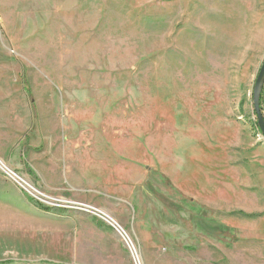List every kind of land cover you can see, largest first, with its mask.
<instances>
[{
	"label": "rangeland",
	"instance_id": "374dc122",
	"mask_svg": "<svg viewBox=\"0 0 264 264\" xmlns=\"http://www.w3.org/2000/svg\"><path fill=\"white\" fill-rule=\"evenodd\" d=\"M263 45L264 0H0V160L47 198L74 201L81 161L67 169L58 150V126L72 123L78 138L111 147L113 178L131 151L150 176L191 196L188 238L172 239L174 212L159 200L147 215L161 235L112 215L144 264H264L250 253L264 245V137L253 109ZM33 195L0 168V262L106 264L85 250L91 235L58 240L59 222L78 213L128 256L105 222Z\"/></svg>",
	"mask_w": 264,
	"mask_h": 264
},
{
	"label": "crops",
	"instance_id": "0c3cea01",
	"mask_svg": "<svg viewBox=\"0 0 264 264\" xmlns=\"http://www.w3.org/2000/svg\"><path fill=\"white\" fill-rule=\"evenodd\" d=\"M263 50L264 45L262 47V51ZM261 108L264 113V89L261 97ZM58 127L60 129L59 134L61 135L58 150H60L61 152V159L66 161L67 169L71 162L73 163L81 161L80 168L82 170L81 177H83V179L80 180V183L82 184V186L80 187V189H76L73 192L72 198L74 199V201L92 204L102 210L105 209V212L107 211V213L109 215L111 214V216H116V218H118L124 226L130 227L134 232L142 231L145 233L146 231L150 232L151 230H156V232L161 235L160 232H162L163 229L162 223L159 222V225H157L158 222L152 217L148 218L147 215L148 206H151L152 208L153 202L155 200H159L158 198H156L155 193L147 185L151 172L156 170L149 168L147 165H143V163H141L138 159L134 160V158L131 156L130 151L127 152L128 159H122L124 168L121 171H118V174H115V177H118L117 179H115L113 178L114 174L112 175L106 170V168L109 169L111 167L108 160L111 147H103L105 151L102 152V141H99V138H95L93 140L88 138H78L75 131L68 130V128L70 127H76L75 125H72V123L63 126L62 129L60 126ZM46 132L50 134V131ZM111 153H113V156L115 155L114 152ZM100 154H102L101 157H107V160H105L104 158L102 161L97 159V155L99 156ZM66 174L71 175L73 173L68 172L67 170ZM111 178H113V180L115 181H111ZM174 188H176L178 193L181 192L182 198L192 199L191 196L183 189H179V191L177 187ZM151 192H153V196L151 195V197L149 196L150 198H147V195H150ZM174 199L177 207L179 196L174 195ZM159 203L161 204V206H164L160 201ZM119 207H126L129 209V212L131 213V219L129 221L126 217H123L118 213ZM176 207H174V209H171L174 212V218L170 222V228L174 232L175 236L172 239L178 240L179 236H181L180 234H185V236L188 238V236H191L194 231L192 219H189V217L186 215L180 216V213L178 212ZM248 212L252 211L248 210ZM259 212H264V209ZM88 217L89 216L78 213L74 214L73 218L70 217L68 219H65L64 221L59 222V225L57 226L55 232L58 234V240H64L67 243V241L72 240L74 236L76 237V239L83 240V237L89 234L91 235V246L89 249L85 250L89 251L88 253L90 255H92L93 257L99 256L101 258H104L106 264H132L129 254L128 257L126 253H120L119 251L118 244L122 242H120L117 238L115 239V237H112V241L109 232H106L103 226H101L94 220H90ZM90 218L95 219L94 217ZM116 218L114 219L116 220ZM96 220L98 221L99 219ZM99 222L104 224V222L100 220ZM105 226H107L114 234H116V230L114 231V228L112 226L111 227L113 229L107 224ZM158 229L159 231H157ZM184 231H186V233H184ZM203 237L206 238L205 235H203ZM149 242L150 241H148V244H145V247H148L151 250L157 247L156 241L154 243L152 241L151 243ZM258 249L259 250L251 251L250 253L255 255H264V245L260 246ZM72 251L73 253H75L74 255H77L79 253L78 248ZM49 262L51 261L42 260V262H40L39 264H50ZM2 263L20 264L19 262H16L14 260H6L0 262V264ZM63 264H66L65 261L63 262Z\"/></svg>",
	"mask_w": 264,
	"mask_h": 264
},
{
	"label": "built area",
	"instance_id": "2783aa9c",
	"mask_svg": "<svg viewBox=\"0 0 264 264\" xmlns=\"http://www.w3.org/2000/svg\"><path fill=\"white\" fill-rule=\"evenodd\" d=\"M0 168L2 169L3 174L6 176V178L11 181L16 188L24 193H27L31 196H34L33 194L37 195L35 197L38 201L47 204L52 205L56 208L61 209H88L91 211V214L95 216V218L101 220L102 222H105L108 226H116L118 227L119 231H121L123 239H126L127 243H129V254L132 261V264H144V261L141 257V259H134V242H132V237L127 233V231L119 224V223H112L111 222V215H109L104 210L88 203H82L77 201H70L60 198H47L45 195L38 192L37 189H35L32 185H29L24 179H22L20 176L16 175L13 171H11L9 168H7L4 163L0 160Z\"/></svg>",
	"mask_w": 264,
	"mask_h": 264
},
{
	"label": "trees",
	"instance_id": "16d2710c",
	"mask_svg": "<svg viewBox=\"0 0 264 264\" xmlns=\"http://www.w3.org/2000/svg\"><path fill=\"white\" fill-rule=\"evenodd\" d=\"M28 92V90H26ZM31 107H32V110H33V118L36 119V115H35V109H36V105L35 103L32 101L31 102ZM263 111V110H262ZM25 150H27V148H25ZM22 156H25V155H22ZM27 172L34 178V175L33 173L31 172V170H27ZM159 175L156 174V173H153L150 178L148 179V182H147V185L151 188V190L155 193V196L156 198L159 199V201L168 209H174V207H176V203H175V199H174V195H178L179 196V199H182V200H187L185 201L184 203H182V201H178V205H177V210L180 214L182 215H186L189 217V219H192V225L194 226V223H193V215L184 207V205L182 204H186L187 202L191 201V199H184L182 198V196H180V193H178V191L170 186V185H165L163 184L162 181L159 180ZM165 181V180H164ZM166 184L167 181H165ZM153 192L150 193V195H147V198H150L151 195L153 196ZM150 196V197H149ZM181 197V198H180ZM196 205V204H195ZM37 207L39 209H44V210H48L47 208H45L44 206H42L41 204H37ZM189 207V206H188ZM175 208V209H176ZM208 234V233H207ZM209 235V234H208ZM218 235H223L224 237H226V239H228L227 236L231 237V241L233 240H236L234 238L233 235L231 234H228V233H219Z\"/></svg>",
	"mask_w": 264,
	"mask_h": 264
},
{
	"label": "water",
	"instance_id": "95a60500",
	"mask_svg": "<svg viewBox=\"0 0 264 264\" xmlns=\"http://www.w3.org/2000/svg\"><path fill=\"white\" fill-rule=\"evenodd\" d=\"M264 89V61L258 73L253 90V109L257 119V126L264 137V113L261 108V97Z\"/></svg>",
	"mask_w": 264,
	"mask_h": 264
},
{
	"label": "bare ground",
	"instance_id": "6f19581e",
	"mask_svg": "<svg viewBox=\"0 0 264 264\" xmlns=\"http://www.w3.org/2000/svg\"><path fill=\"white\" fill-rule=\"evenodd\" d=\"M79 210L82 211V212H86V213L91 214V211H89L88 209H79ZM111 222L112 223H117L112 217H111ZM112 227L120 234V236L123 239L122 233H121V231H119L118 227H116V226H112ZM123 241L125 242L128 250H129V243H127L126 239H123ZM132 242H134V241L132 240ZM134 259H141V255H140L139 249L136 246V244H134Z\"/></svg>",
	"mask_w": 264,
	"mask_h": 264
}]
</instances>
